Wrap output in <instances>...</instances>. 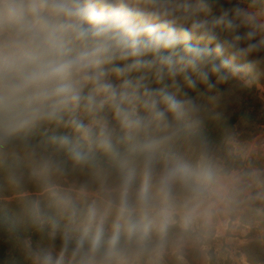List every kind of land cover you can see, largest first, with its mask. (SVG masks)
I'll return each instance as SVG.
<instances>
[{"label": "clouds", "instance_id": "obj_1", "mask_svg": "<svg viewBox=\"0 0 264 264\" xmlns=\"http://www.w3.org/2000/svg\"><path fill=\"white\" fill-rule=\"evenodd\" d=\"M0 264H264V0H0Z\"/></svg>", "mask_w": 264, "mask_h": 264}, {"label": "rangeland", "instance_id": "obj_2", "mask_svg": "<svg viewBox=\"0 0 264 264\" xmlns=\"http://www.w3.org/2000/svg\"><path fill=\"white\" fill-rule=\"evenodd\" d=\"M248 103L250 105H255L256 104V97H255L254 93L250 95Z\"/></svg>", "mask_w": 264, "mask_h": 264}, {"label": "trees", "instance_id": "obj_3", "mask_svg": "<svg viewBox=\"0 0 264 264\" xmlns=\"http://www.w3.org/2000/svg\"><path fill=\"white\" fill-rule=\"evenodd\" d=\"M191 44H193L194 46H198V47H203L204 45L202 43L198 44L196 40H192L190 41ZM182 47V46H180Z\"/></svg>", "mask_w": 264, "mask_h": 264}]
</instances>
